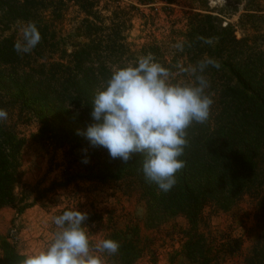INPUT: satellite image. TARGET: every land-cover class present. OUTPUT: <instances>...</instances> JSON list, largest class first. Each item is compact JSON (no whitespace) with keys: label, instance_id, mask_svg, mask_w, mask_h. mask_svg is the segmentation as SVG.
Wrapping results in <instances>:
<instances>
[{"label":"trees","instance_id":"obj_1","mask_svg":"<svg viewBox=\"0 0 264 264\" xmlns=\"http://www.w3.org/2000/svg\"><path fill=\"white\" fill-rule=\"evenodd\" d=\"M137 1L127 8L141 13L139 6L146 4ZM102 2L106 7L101 11ZM69 5L85 18L66 49L56 25L60 12ZM107 5L115 6L114 16L123 13L119 0H0V109L17 112L21 120L34 119L40 142L62 153L58 180L41 190L38 185H23L20 152L24 139L6 120L0 121V208L8 206L22 215L49 194L79 183L107 185L132 179L139 185L149 224L183 216L187 228L181 253L191 264H216L220 253H236L241 242L228 238L216 250L210 247L202 231L204 210L226 212L245 197L264 208V34L238 40L233 28L223 26L217 16L190 13L185 43L178 52L182 62L167 63L154 45L131 49L124 35L131 27L126 26L131 25L130 18L105 28L101 15L108 11ZM16 23L23 28L33 24L41 35L40 43L27 54L15 50L21 39L9 34ZM147 55L169 70L172 83L189 82L192 77L187 69L200 62L210 59L219 65L210 64L203 73L213 100L211 114L205 123H194L187 130L188 144L181 157L186 165L167 193L145 180L141 154H133L124 164L111 159L106 149L90 147L77 134L92 122L94 95L111 74ZM84 149L86 164L82 162ZM18 188L23 190L16 194ZM262 227L246 264H264ZM105 239L119 243L118 252L109 255L111 264H138L142 259L139 245L126 233L111 232ZM23 259L6 238L0 239V264H22Z\"/></svg>","mask_w":264,"mask_h":264},{"label":"rangeland","instance_id":"obj_2","mask_svg":"<svg viewBox=\"0 0 264 264\" xmlns=\"http://www.w3.org/2000/svg\"><path fill=\"white\" fill-rule=\"evenodd\" d=\"M119 1L123 13L114 16L113 5H107L108 11L102 13L105 28L111 26L112 22L121 25L130 18L131 25L126 26L131 27H127L129 29L124 35L131 49L137 51L141 47L154 45L160 49L164 57L161 59L167 63L173 60L182 62L178 57L180 49L176 45L185 43L187 14L190 13L198 11L217 16L223 26L233 28L238 40L253 39L264 34V0H140L146 4L139 6L141 13L127 8L137 5V0ZM104 6L102 2L98 10H104ZM60 14L56 34L63 37L68 49L85 16L73 5ZM23 29L21 24H13L9 34L20 40ZM123 30L121 27V32ZM6 122L24 139L20 152L22 184L38 185L41 190L58 180L62 172V153L54 152L40 142L37 122L34 119H18L15 111L8 113ZM21 190L18 188L15 193L19 194ZM65 210H79L90 216L85 224L93 244L105 239L111 232L126 233L127 238L134 240L143 253L138 264H191L181 253L186 219L183 216L164 217L160 223L150 225L139 185L132 179L107 185L79 183L66 191L49 194L22 215L4 206L0 208V239L6 238L16 252L25 258L42 250L51 241L56 230L52 218ZM96 215L101 219H92ZM202 218V231L210 247L216 250L228 238L241 242L236 253H220L216 264H246L261 236L264 208L259 209L255 201L245 197L226 212L207 208ZM101 255L105 264H111L109 255Z\"/></svg>","mask_w":264,"mask_h":264},{"label":"clouds","instance_id":"obj_3","mask_svg":"<svg viewBox=\"0 0 264 264\" xmlns=\"http://www.w3.org/2000/svg\"><path fill=\"white\" fill-rule=\"evenodd\" d=\"M41 41L35 25L23 29L15 44L18 53L27 54ZM182 50V45H176ZM212 60L200 62L187 72L189 82L172 83L170 72L151 55L114 71L101 90L94 95L91 123L83 135L92 148H104L111 159L126 164L133 154L143 156L145 180L167 193L176 184V174L186 162L181 159L188 144L187 130L205 123L211 114L213 100L207 93L209 81L203 75ZM0 109V121L7 119ZM83 163H88L84 149ZM87 214L67 210L54 216L55 232L40 251L27 255L22 264H105L101 254L115 255L119 243L102 239L93 244L85 225Z\"/></svg>","mask_w":264,"mask_h":264}]
</instances>
